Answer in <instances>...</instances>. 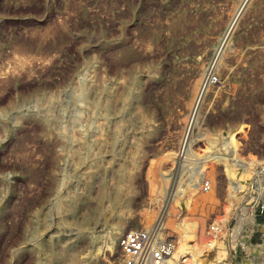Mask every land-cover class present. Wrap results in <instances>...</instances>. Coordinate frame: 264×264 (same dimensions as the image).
<instances>
[{
	"label": "rangeland",
	"instance_id": "rangeland-1",
	"mask_svg": "<svg viewBox=\"0 0 264 264\" xmlns=\"http://www.w3.org/2000/svg\"><path fill=\"white\" fill-rule=\"evenodd\" d=\"M241 2L0 0V264H118L151 207L164 235L182 218L203 231L208 202L248 178L237 160L264 155V0L195 100ZM155 180L185 197L151 205Z\"/></svg>",
	"mask_w": 264,
	"mask_h": 264
},
{
	"label": "built area",
	"instance_id": "built-area-1",
	"mask_svg": "<svg viewBox=\"0 0 264 264\" xmlns=\"http://www.w3.org/2000/svg\"><path fill=\"white\" fill-rule=\"evenodd\" d=\"M215 80L209 73L207 82ZM238 162L248 178L233 180L231 200L207 205L209 217L199 237L182 228L164 235L159 222L129 228L119 237L124 254L118 264H264V155ZM210 188V179L203 178L201 190Z\"/></svg>",
	"mask_w": 264,
	"mask_h": 264
},
{
	"label": "bare ground",
	"instance_id": "bare-ground-1",
	"mask_svg": "<svg viewBox=\"0 0 264 264\" xmlns=\"http://www.w3.org/2000/svg\"><path fill=\"white\" fill-rule=\"evenodd\" d=\"M247 1L248 0H242V2L240 3V5H239V7H238V9H237V11H236V14H235V16L230 20V22L228 23V25L226 26V28H225V31H224V33L221 35V37L219 38V40H218V44H217V46L215 47V49H214V52H213V55H212V57H211V60H210V63H209V67L206 69V72L207 73H210V71H211V69H212V67L214 66V63H215V61H216V58L219 56V54H220V52H221V50L223 49V47L225 46V43H226V41H227V39H228V37H229V35H230V33H231V31H232V29H233V26H234V23H235V20H236V18H237V15H238V13L241 11V9L245 6V4L247 3ZM206 85H208V82H206L205 80L203 81V83H201V85H200V87H199V96H197L196 97V99L195 100H197L198 99V97H201L202 96V94H203V92H204V89H205V86ZM97 97V96H96ZM199 102H200V99H199ZM95 103V101H92L90 104H89V107H94V104ZM195 109H196V107H195ZM195 109H194V107H193V111H195ZM191 114L193 115H191L193 118H194V112H191ZM224 144H225V147L226 148H228L229 149V151H232V152H235L236 153V146H237V140H236V138L233 136V134H231V133H229V135L227 136V139L224 141ZM223 157L221 154H209V155H207V156H205L206 158H208V157H211V158H213V157ZM238 161V160H237ZM242 165H244L243 163H242ZM244 167V166H243ZM201 175H200V179L201 178H204L205 176H203L204 174H206V173H200ZM207 175V174H206ZM229 175H230V178H233L234 177V174H232V173H230L229 172ZM233 176V177H232ZM206 178V177H205ZM234 179V178H233ZM75 182L76 183H78V179L77 180H75ZM233 181H231V183H232ZM154 183V187L156 186V192L154 193V194H152L151 196H150V203H151V205L152 204H155V202H157L158 200H159V198L161 197V195H162V192L164 193H166V206L168 207L169 206V209L171 208H173L172 207V202H174L175 204H177L178 205V203H179V200H178V198L176 199V196H178V197H183L185 194V187L186 186H184V187H182L181 185L182 184H180V183H178L175 187L173 186H170V188H168L167 189V191L165 190V183H164V181H163V183H162V181L161 182H159V181H154L153 182ZM152 183V184H153ZM208 196H210L211 195V193L209 192L208 194H207ZM185 197V196H184ZM193 200V199H192ZM192 200H191V202H192ZM189 202H190V199H189ZM188 202V198H187V204H191V203H189ZM209 204H211L212 202H208ZM176 205V206H177ZM207 207V206H206ZM153 208L151 207L150 209H148V210H146L144 213H143V215H142V217L140 218V220H141V222L145 225L143 228H147V227H149L148 226V224L153 220V217H154V211L152 210ZM169 209H166L167 210V213H168V210ZM205 210H206V208H205ZM172 211L174 212V210H171L170 212L172 213ZM166 212V211H165ZM178 212V211H177ZM176 212V213H177ZM170 213V214H171ZM163 214H164V212H163ZM174 214H175V212H174ZM168 215V214H167ZM166 216V215H165ZM165 219H166V217H165ZM169 219V218H168ZM171 220L169 221V222H167L171 227H173V222L172 221H174V220H172V218H170ZM168 221V220H167ZM165 222H166V220H165ZM164 222V223H165ZM174 223H175V221H174ZM180 224L181 225H183V226H181V228L184 230V234H187V232H189V231H192V228H194L195 230L197 229V227H198V230L197 231H194L195 233L197 232L198 234H202V223H200L199 221H197V226L195 225L196 224V221L195 222H180ZM179 227V226H178ZM115 229V228H114ZM112 232H113V236L114 237H116V231L115 230H112ZM197 233H196V235H197ZM198 237H199V235H197Z\"/></svg>",
	"mask_w": 264,
	"mask_h": 264
}]
</instances>
